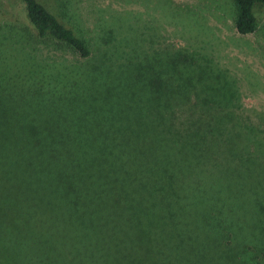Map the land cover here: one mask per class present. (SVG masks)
<instances>
[{
	"label": "trees",
	"instance_id": "1",
	"mask_svg": "<svg viewBox=\"0 0 264 264\" xmlns=\"http://www.w3.org/2000/svg\"><path fill=\"white\" fill-rule=\"evenodd\" d=\"M19 1L35 41L84 63L35 62L26 80L2 88L15 105L6 135L25 130L36 144L0 142V245L15 235L27 240L21 221L46 202L40 195L86 189L95 202L134 207L130 219L144 225L130 251L114 245L117 264L156 263L138 252L155 247L157 225L174 237L167 252L216 256H197L205 258L197 264H264V129L237 112L231 94L222 95L221 76L184 54L149 64L105 54L89 62L86 43L70 27L36 0ZM232 1L235 32L252 33V9L264 0ZM57 206L67 224L75 201ZM91 235L84 228L69 238L72 251L106 247ZM194 240L201 250L189 247Z\"/></svg>",
	"mask_w": 264,
	"mask_h": 264
},
{
	"label": "rangeland",
	"instance_id": "2",
	"mask_svg": "<svg viewBox=\"0 0 264 264\" xmlns=\"http://www.w3.org/2000/svg\"><path fill=\"white\" fill-rule=\"evenodd\" d=\"M36 1L86 43L89 62L105 54L119 63L134 55L136 58L131 61L149 64L165 60L170 54H184L209 68L212 74H219L220 82L224 83L220 87L222 95L231 94L237 112L252 125L264 129V5H255L252 9L256 20L254 31L238 35L233 24L236 10L232 0ZM62 60H65L64 64L84 63L57 44L35 41L24 16L23 4L19 0H0V142L36 144L26 137L25 130L18 131L13 137L6 135V130L13 126V121L6 115L15 109V105L4 89L17 79L26 80L27 69L32 68L33 63H60ZM64 141L59 139L62 144ZM83 142L89 144L87 138ZM39 186L56 185L43 182ZM55 192L58 193L48 197L40 195L46 198L40 208L29 207L34 217L25 223L21 221L22 226L26 224L22 229L28 235L27 240L15 235L1 244L0 264H117L120 254L114 245L121 244L129 250L128 246L135 243L133 239L136 242L142 239L144 225L134 224L130 219L134 207L95 202L93 192L86 189L68 194L62 190ZM73 200L77 209L72 210L73 213L69 211L71 214L67 212L72 219L70 221L65 215L66 224L62 219L64 207L57 205ZM28 203H21L24 204L21 207ZM196 206L192 210L201 217ZM84 228L97 236L98 244L105 243L106 247L98 249L97 253L72 251L68 239ZM165 230L167 233L162 234L159 225L154 227L155 247L146 249L149 251L145 255L137 251L143 260L150 258L156 262L154 264H197L205 260L197 256H205L208 262L214 261L216 256L212 253L194 252L191 256L167 252L173 251L174 237ZM192 245L197 246L193 251L201 250L198 240L191 242L189 247ZM140 254L137 255L142 258Z\"/></svg>",
	"mask_w": 264,
	"mask_h": 264
}]
</instances>
